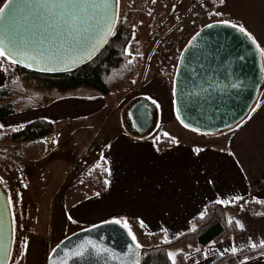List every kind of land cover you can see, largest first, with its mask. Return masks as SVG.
<instances>
[{"label":"crops","instance_id":"1","mask_svg":"<svg viewBox=\"0 0 264 264\" xmlns=\"http://www.w3.org/2000/svg\"><path fill=\"white\" fill-rule=\"evenodd\" d=\"M197 1L212 4L218 14H227L232 24L238 28L243 26L264 49V0ZM6 2L0 0V8ZM262 61L264 69V55ZM141 73L150 82L157 77L148 75L149 70L145 67ZM6 80L7 75L0 66V89L5 86ZM124 94L126 91L101 95L97 91L76 94L70 90L54 96V102L66 98L58 104L64 112L56 113L54 102L36 108L40 111L30 110L35 112V120L43 119L54 124L56 119L69 124L79 121L78 126L87 129L89 121L102 109H107L114 117L113 113L122 105L111 133L91 164L101 159L106 161L107 189L104 194L85 193L68 201L67 218L71 216L76 223L68 219L72 227L62 238L112 219H127L138 242L142 239L145 243H151L150 235L155 233L161 234V241L165 240L166 235L170 241L188 232L192 220L204 215L209 204L217 199L232 200L240 196L243 197L241 206L244 211L230 210L227 217L244 225L243 230L237 226L241 233L228 240L211 243L203 250L188 252L187 264H212L224 254L232 252L233 246L236 253L246 248H261L260 242L264 241V213L253 214L252 210L253 203L264 201V88L260 99L241 124L213 136L185 127L177 118L172 95L168 104L173 129L166 130L164 120H160L156 133L142 136L133 127L123 124ZM111 95L116 99L107 103L102 101V96L109 98ZM164 139L173 141L174 145L160 148L157 142ZM196 149L201 151L197 153ZM92 168L90 166L87 170ZM140 221H143V227ZM164 229H167V233ZM254 243L256 248H252ZM199 252L203 254L201 260L196 257ZM239 264H264V256L242 260Z\"/></svg>","mask_w":264,"mask_h":264},{"label":"rangeland","instance_id":"2","mask_svg":"<svg viewBox=\"0 0 264 264\" xmlns=\"http://www.w3.org/2000/svg\"><path fill=\"white\" fill-rule=\"evenodd\" d=\"M130 7L131 0H119L120 19L126 18ZM214 10L212 4L200 3L197 0H156L155 9L148 11L147 21L135 28L127 51L133 57L142 58L143 67L149 70L148 75L157 77L150 82L140 71L141 74L139 73L135 80L136 88L126 91L124 125L129 121L130 108L141 99L148 98L151 102L156 101L153 104L156 108L153 112V125L148 134L153 135L157 132L160 120H164L163 127L166 130L173 129V123L169 120L171 115L168 99L170 95L174 96L178 62L194 34V26L198 24L205 27L215 21L232 24L227 14H218ZM0 60L7 67L15 69L10 60L3 58ZM83 91L96 92L87 87L71 90L76 94ZM61 93L65 92L57 90L47 92L48 95L55 97ZM65 99L62 97L53 103L56 113L63 111L62 106L59 108L58 104ZM112 99H116V96L111 95L109 98L102 96V101L106 103ZM112 106L113 103L110 111ZM121 111L122 105L116 109L113 117L107 109H102L89 121L87 129L84 126L79 127V121L69 124L54 120L56 124L54 132L44 139L47 145L46 152L40 159H30L28 156L31 153L27 150L0 143V184L11 201L14 227L9 264H47L52 250L65 239L62 237L72 227L67 218L68 201L85 195L77 187V181L91 170H87L90 166L94 168L97 165L91 164L99 155L102 145L115 125L114 120ZM34 113L18 112L0 118L2 125L0 136L21 130L26 121L35 120ZM25 241L28 243L26 253L22 251ZM139 243L142 249L150 246V243H145L142 239ZM181 251L182 248L177 247L170 252L178 255ZM176 260L178 262L177 256Z\"/></svg>","mask_w":264,"mask_h":264},{"label":"water","instance_id":"3","mask_svg":"<svg viewBox=\"0 0 264 264\" xmlns=\"http://www.w3.org/2000/svg\"><path fill=\"white\" fill-rule=\"evenodd\" d=\"M7 3V2H6ZM119 3V0H118ZM118 11V4H116ZM205 26L188 42L181 53L174 80V103L179 121L205 135H218L241 124L256 105L264 88V69L261 52L251 39L226 23ZM110 39V38H109ZM107 44V43H106ZM106 44H102L91 57L77 59L67 71H40L38 65L25 69L44 74H61L74 71L91 61ZM43 47L50 44L45 42ZM239 85L238 88L232 87ZM156 108L148 98L135 103L129 110L128 126L144 136L153 125ZM107 247L115 256H96L74 259L77 246L87 240ZM14 240V227L8 194L0 184V264H9ZM133 242L127 230L119 225L102 223L78 231L63 239L50 253L47 264H63L68 254V264H121L129 259L128 246ZM57 252L53 256V251ZM142 248L138 252L141 264Z\"/></svg>","mask_w":264,"mask_h":264},{"label":"trees","instance_id":"4","mask_svg":"<svg viewBox=\"0 0 264 264\" xmlns=\"http://www.w3.org/2000/svg\"><path fill=\"white\" fill-rule=\"evenodd\" d=\"M156 2L153 0H131V7L125 19H120L116 27V35L111 36L105 47L88 63L82 67L61 74H44L15 65V69L7 67L0 60L7 80L0 89V118H6L18 112L46 107L55 101L54 96L47 92L57 90L67 92L78 87L96 90L101 95L118 94L132 90L133 81L143 67L140 57H133L127 51L131 43L135 28L147 21L148 11L154 10ZM16 99L15 101H10ZM55 129L51 121L37 119L25 124L18 131L0 136V143L25 149L31 153L30 159H40L46 152L44 139ZM1 132V131H0ZM160 148L174 145L173 141L164 139L157 142ZM27 152V153H28ZM107 163L101 159L97 165L78 179L77 187L86 194H104L107 189ZM253 203V214L264 213V201ZM243 212L241 200L228 206L213 202L209 204L206 213L196 217L191 222V229L170 240L165 244L160 240L161 234L150 235V246L142 249L141 264H172L168 253L177 247L182 248L178 253L177 264H187V253L197 249L203 250L211 243H219L231 237L238 236L241 230L236 223H229L228 211ZM195 227V231H193ZM264 256V249H242L233 254L228 252L212 262V264H239L242 260ZM196 257L201 260L203 254Z\"/></svg>","mask_w":264,"mask_h":264},{"label":"snow or ice","instance_id":"5","mask_svg":"<svg viewBox=\"0 0 264 264\" xmlns=\"http://www.w3.org/2000/svg\"><path fill=\"white\" fill-rule=\"evenodd\" d=\"M155 2L156 0H153V3ZM116 4L118 0H7L0 8V58L10 60L12 64H23L25 67L38 65L40 71H67L77 59L91 57L97 48L108 43L109 38L116 35V27L120 23ZM228 26L237 28L235 24ZM239 31L248 36L261 55H264V49L260 48L256 39L243 26L239 27ZM45 42H48L50 47H43ZM232 87L238 88L239 85L233 84ZM152 103L155 104L156 101L153 100ZM177 118L180 119L179 113ZM181 123L184 121L181 120ZM184 126L189 127L186 123ZM192 131L197 129L192 128ZM200 151L201 149H196L197 153ZM105 183L107 184V181ZM241 199L243 197L235 196L232 200L217 199L215 202L228 206L233 200ZM203 218L202 215L201 219ZM68 219L76 223L71 216ZM105 223L126 229L133 242L128 246L130 258L122 260L121 264H139L138 252L142 245L137 241L127 219H112ZM229 223H232L231 219ZM235 223L243 230V224L239 221ZM140 225L144 226L143 221H140ZM192 230L195 231V227ZM164 231L167 233V229ZM163 242L170 243L167 235ZM256 247L255 243L252 244V248ZM260 247L264 249V241L260 242ZM27 248L28 243L25 241L22 251L26 253ZM231 251L235 254L236 247L233 246ZM92 253L97 257L116 255L111 249L102 248L97 242L89 239L77 246L74 259L83 260ZM52 255L56 256L57 252L54 250ZM204 255L207 257V253ZM176 256V253H168L172 264H177ZM52 264H56V261L53 260ZM63 264H68L67 253Z\"/></svg>","mask_w":264,"mask_h":264},{"label":"built area","instance_id":"6","mask_svg":"<svg viewBox=\"0 0 264 264\" xmlns=\"http://www.w3.org/2000/svg\"><path fill=\"white\" fill-rule=\"evenodd\" d=\"M201 29H202V26L197 24V25L194 26L193 33H196L198 31H200Z\"/></svg>","mask_w":264,"mask_h":264}]
</instances>
